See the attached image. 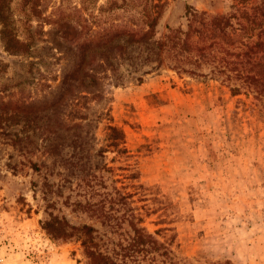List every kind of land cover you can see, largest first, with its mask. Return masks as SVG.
I'll list each match as a JSON object with an SVG mask.
<instances>
[{
	"label": "rangeland",
	"instance_id": "rangeland-1",
	"mask_svg": "<svg viewBox=\"0 0 264 264\" xmlns=\"http://www.w3.org/2000/svg\"><path fill=\"white\" fill-rule=\"evenodd\" d=\"M260 1L6 0L0 264H264V63L187 36Z\"/></svg>",
	"mask_w": 264,
	"mask_h": 264
},
{
	"label": "trees",
	"instance_id": "trees-1",
	"mask_svg": "<svg viewBox=\"0 0 264 264\" xmlns=\"http://www.w3.org/2000/svg\"><path fill=\"white\" fill-rule=\"evenodd\" d=\"M6 0H0V19H5ZM238 13L230 15L217 14L209 15L205 11H197L188 9L187 14L191 18L192 26L187 32V36L196 33L191 41L196 45L200 55L204 58L211 59L214 63H264V0L239 10ZM237 18L238 27L234 25L232 18ZM248 23V24H247ZM261 26L259 32L255 35V28ZM255 78L256 76H250ZM256 79V78H255ZM252 84V83H251ZM262 83H254L260 86ZM235 92L236 90L233 89ZM261 91V90H260ZM111 138L115 145L124 142V132L116 126H111ZM121 148V147H120ZM123 151L126 149L121 148ZM56 226H47L48 230H52L57 235H71L68 231L70 226L66 221L57 219L54 221ZM49 224V223H48ZM84 234L87 236L93 230L92 227L84 225ZM140 238L142 236L140 235ZM82 242L86 246V252L93 259L101 260L103 255L97 253L87 243L86 239ZM101 261L97 262L99 264Z\"/></svg>",
	"mask_w": 264,
	"mask_h": 264
}]
</instances>
